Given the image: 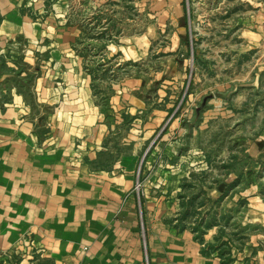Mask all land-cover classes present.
<instances>
[{
  "label": "crops",
  "instance_id": "obj_1",
  "mask_svg": "<svg viewBox=\"0 0 264 264\" xmlns=\"http://www.w3.org/2000/svg\"><path fill=\"white\" fill-rule=\"evenodd\" d=\"M121 1L0 0V264H264V0Z\"/></svg>",
  "mask_w": 264,
  "mask_h": 264
},
{
  "label": "rangeland",
  "instance_id": "obj_2",
  "mask_svg": "<svg viewBox=\"0 0 264 264\" xmlns=\"http://www.w3.org/2000/svg\"><path fill=\"white\" fill-rule=\"evenodd\" d=\"M127 1L128 0H122L120 2V5H117V8L121 9L123 7L124 9H128L127 11H129V8H127L126 5L128 4ZM238 4L239 0H191L190 7L193 8V13L195 14V19L191 25V30H193V32L191 31V39L194 40V38H197V43H194V47H196L197 44L198 50L202 51L199 52L200 55L209 56V48L213 50L218 48V42L220 41V39L225 42V40L223 39L224 29L222 27L224 25L223 22H225L224 17H227L228 12L231 9H234ZM129 13L132 17L135 15L134 12L130 11ZM116 18L123 20L122 14L120 16H117ZM228 19L229 17H227V21ZM121 22H116L115 26L117 23L121 25ZM228 27H230V22ZM118 29H120L119 26ZM220 32H222L221 35ZM193 52H195V50H191L190 48L189 54L187 56V60L191 65H193L194 60ZM198 202H203L206 204V200L204 198H199Z\"/></svg>",
  "mask_w": 264,
  "mask_h": 264
},
{
  "label": "trees",
  "instance_id": "obj_3",
  "mask_svg": "<svg viewBox=\"0 0 264 264\" xmlns=\"http://www.w3.org/2000/svg\"><path fill=\"white\" fill-rule=\"evenodd\" d=\"M185 2L190 6V3H191L190 0H185ZM189 18L192 19V10H191L190 7H189ZM191 34H192V32H191ZM191 41H192V44H193L192 49L195 50V47H194V43L195 42H194L193 39H191ZM187 46L188 47L190 46L189 36H187ZM223 197H224V193L222 192L221 196L218 198V200L216 202L218 203L219 201H221ZM180 198H184L185 199L181 203V207L183 209L181 220L182 219L185 220L186 218H189V217L200 218V221H198V223L196 224V226L193 229V231L198 234L197 235V239L199 240V242L202 243V239H201L202 235H203L205 230H208L209 228H211L215 224V217H208L207 216L208 219H207L206 222H205L206 215L201 218L200 213L197 212L201 207L204 206L203 202H201V203L198 202L200 197L194 196V197H191L190 199H186V197H180ZM228 247H229L228 241H225V242L223 241L216 248L221 250L220 253L223 256V255H226V248H228ZM209 248L211 250L214 249L212 247H209ZM203 253H205V252L203 251ZM225 262L230 263L231 260L229 258H226Z\"/></svg>",
  "mask_w": 264,
  "mask_h": 264
},
{
  "label": "built area",
  "instance_id": "obj_4",
  "mask_svg": "<svg viewBox=\"0 0 264 264\" xmlns=\"http://www.w3.org/2000/svg\"><path fill=\"white\" fill-rule=\"evenodd\" d=\"M192 47H193V44H192V41H191V33H190V48H191V50H192ZM140 187H141V183H140L139 178L137 177L134 190L135 191H139ZM0 253H2L1 247H0Z\"/></svg>",
  "mask_w": 264,
  "mask_h": 264
}]
</instances>
